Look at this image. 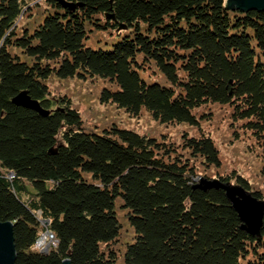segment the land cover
I'll return each mask as SVG.
<instances>
[{"label": "trees", "instance_id": "trees-1", "mask_svg": "<svg viewBox=\"0 0 264 264\" xmlns=\"http://www.w3.org/2000/svg\"><path fill=\"white\" fill-rule=\"evenodd\" d=\"M64 1L78 6L0 0V222L13 224L16 264H264V226L252 236L222 189L193 187L199 166L223 168L200 123L212 105L264 172V11L228 0ZM96 33L106 37L97 48ZM55 78L102 81L100 103L198 131L180 145L116 124L88 131ZM26 98L47 114L16 102ZM216 176L264 199L238 171ZM47 231L58 243L42 251Z\"/></svg>", "mask_w": 264, "mask_h": 264}, {"label": "rangeland", "instance_id": "rangeland-1", "mask_svg": "<svg viewBox=\"0 0 264 264\" xmlns=\"http://www.w3.org/2000/svg\"><path fill=\"white\" fill-rule=\"evenodd\" d=\"M105 39L104 35L96 33L90 38L89 44L97 48L106 41ZM142 75L148 77L146 72H142ZM49 84L56 94L72 96L75 106L82 114L85 122L84 127L88 131L103 133L104 127L116 124L122 129L134 130L140 134L165 139L179 145L182 144L185 132L192 134L198 131V126H191L187 123L162 124L153 118L147 110H143L139 116L133 117L116 104L100 103L98 97L99 90L104 84L102 81L90 86L77 80L62 82L55 78ZM208 110H211L213 117L211 120L200 117L201 127L214 138L219 147L223 168L218 170L216 167L199 166L198 174L216 178L217 173H229L231 170H235L245 177L253 187L262 191L264 196V172L260 157L250 150L245 138L241 140L234 138L228 124L226 111L223 108L212 105L208 107Z\"/></svg>", "mask_w": 264, "mask_h": 264}, {"label": "water", "instance_id": "water-1", "mask_svg": "<svg viewBox=\"0 0 264 264\" xmlns=\"http://www.w3.org/2000/svg\"><path fill=\"white\" fill-rule=\"evenodd\" d=\"M65 8L74 9L78 4L60 0ZM228 8L248 12L251 10L264 11V0H228ZM121 28H126L121 25ZM16 102L35 109L42 114L43 111L37 101H31L26 98L18 99ZM194 188L204 191L210 189H222L227 199L230 201L234 210L238 213L241 221V228L252 236L260 237L264 226V199L254 195L240 183L230 180L223 181L220 178H208L200 176L195 180ZM16 247L14 240L13 224L10 221L0 222V264H16ZM62 264H71L69 259H65Z\"/></svg>", "mask_w": 264, "mask_h": 264}, {"label": "built area", "instance_id": "built-area-1", "mask_svg": "<svg viewBox=\"0 0 264 264\" xmlns=\"http://www.w3.org/2000/svg\"><path fill=\"white\" fill-rule=\"evenodd\" d=\"M58 243L55 235L51 232H45L41 235L36 243V247L42 251H48L51 247H55Z\"/></svg>", "mask_w": 264, "mask_h": 264}]
</instances>
